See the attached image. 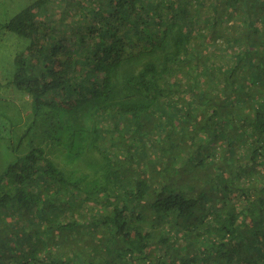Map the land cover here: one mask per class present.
Listing matches in <instances>:
<instances>
[{
    "label": "trees",
    "instance_id": "trees-1",
    "mask_svg": "<svg viewBox=\"0 0 264 264\" xmlns=\"http://www.w3.org/2000/svg\"><path fill=\"white\" fill-rule=\"evenodd\" d=\"M68 2L5 24L0 264H264V0Z\"/></svg>",
    "mask_w": 264,
    "mask_h": 264
},
{
    "label": "rangeland",
    "instance_id": "rangeland-1",
    "mask_svg": "<svg viewBox=\"0 0 264 264\" xmlns=\"http://www.w3.org/2000/svg\"><path fill=\"white\" fill-rule=\"evenodd\" d=\"M32 1L34 0H0V142L2 145H9L17 140L19 131L24 129L26 118L28 120L31 117L28 96L11 82L14 74V54L24 48L25 41L9 31L5 24L14 14ZM81 3L84 2L82 0H69L68 4L71 5L63 7L62 13H55L52 16V22L55 20L58 23L63 21L65 24H75L72 22L75 16L73 15L74 5ZM58 56L59 53L56 52L55 57ZM72 102L73 100L68 101V105ZM251 179L253 182L260 181L258 176H253ZM251 179L245 178L242 181L247 183Z\"/></svg>",
    "mask_w": 264,
    "mask_h": 264
}]
</instances>
